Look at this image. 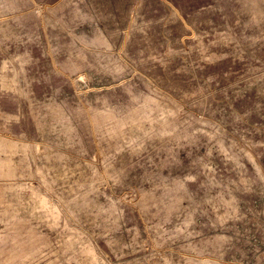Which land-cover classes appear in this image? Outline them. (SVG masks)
<instances>
[{"label": "rangeland", "instance_id": "1", "mask_svg": "<svg viewBox=\"0 0 264 264\" xmlns=\"http://www.w3.org/2000/svg\"><path fill=\"white\" fill-rule=\"evenodd\" d=\"M0 264H264V0H0Z\"/></svg>", "mask_w": 264, "mask_h": 264}]
</instances>
